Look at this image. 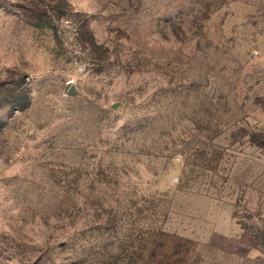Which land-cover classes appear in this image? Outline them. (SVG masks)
Wrapping results in <instances>:
<instances>
[{"label": "rangeland", "instance_id": "374dc122", "mask_svg": "<svg viewBox=\"0 0 264 264\" xmlns=\"http://www.w3.org/2000/svg\"><path fill=\"white\" fill-rule=\"evenodd\" d=\"M0 264H264V0H0Z\"/></svg>", "mask_w": 264, "mask_h": 264}, {"label": "trees", "instance_id": "16d2710c", "mask_svg": "<svg viewBox=\"0 0 264 264\" xmlns=\"http://www.w3.org/2000/svg\"><path fill=\"white\" fill-rule=\"evenodd\" d=\"M64 1H65V0H64ZM13 92H14V91H13ZM13 92H12V93H13ZM14 94H15V93H14ZM14 96H16V95H14ZM14 98H15V97H14ZM16 98H17V97H16Z\"/></svg>", "mask_w": 264, "mask_h": 264}]
</instances>
